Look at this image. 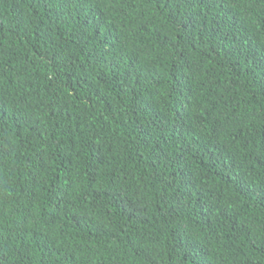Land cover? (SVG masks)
<instances>
[{"label":"trees","instance_id":"obj_1","mask_svg":"<svg viewBox=\"0 0 264 264\" xmlns=\"http://www.w3.org/2000/svg\"><path fill=\"white\" fill-rule=\"evenodd\" d=\"M0 264H264V0H0Z\"/></svg>","mask_w":264,"mask_h":264},{"label":"clouds","instance_id":"obj_2","mask_svg":"<svg viewBox=\"0 0 264 264\" xmlns=\"http://www.w3.org/2000/svg\"><path fill=\"white\" fill-rule=\"evenodd\" d=\"M4 219H5V218H4ZM4 219L2 220L1 223L7 228V230H8L9 232H15L16 230H9V229H8L7 224H6V222H5Z\"/></svg>","mask_w":264,"mask_h":264}]
</instances>
